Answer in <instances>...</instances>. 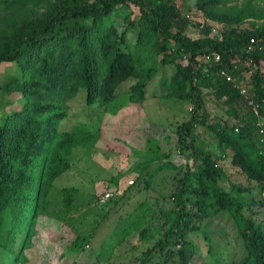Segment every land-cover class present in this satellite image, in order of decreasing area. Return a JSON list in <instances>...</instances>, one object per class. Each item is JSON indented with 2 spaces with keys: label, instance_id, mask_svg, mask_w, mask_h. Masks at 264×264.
I'll list each match as a JSON object with an SVG mask.
<instances>
[{
  "label": "trees",
  "instance_id": "1",
  "mask_svg": "<svg viewBox=\"0 0 264 264\" xmlns=\"http://www.w3.org/2000/svg\"><path fill=\"white\" fill-rule=\"evenodd\" d=\"M239 1L198 0L202 18L223 25V30L209 36L208 25L204 38L192 40L185 33L188 20L170 0H0V14L9 13L0 19V62L16 63L21 73L10 79L5 91L11 102L22 100L21 108L0 122V247L10 246L12 251L20 234L24 235L20 251L26 246L44 208L46 190L70 167L72 151L91 147L98 140L83 128L71 133L58 130L67 116V103L82 89L87 105L97 103L108 109L124 83L133 79L128 97L141 102L147 83L157 74L158 62L174 65L175 73L164 86L191 101L193 112L190 121L177 129L184 180L172 194L174 206L162 213L163 234L137 258V264H152L157 255L164 264H221L222 260V264H264V214L260 210L264 199H256L252 190L258 195L264 191V144L258 143L255 118L247 105V99L254 100L264 117V75L253 74L245 99L232 84L216 77L219 66L206 72L201 66H184L182 61L183 55L193 59L214 51L221 55V68L240 79L243 67L234 69L233 62L244 61L243 50L251 37L264 42V26L241 24L263 21L264 9L253 4L257 0L227 8ZM44 4L42 17L30 19L32 10ZM132 6L138 12L135 19ZM118 21L124 30L119 31ZM129 32L136 36L133 44L127 38ZM251 57L264 58V45ZM208 95L216 102L214 115L207 107ZM198 128L213 135L219 154L231 152V164L246 183H235L217 164L219 157L196 140ZM151 162L137 164L133 170L138 178L145 172L147 187L157 173L176 168L166 161L151 171ZM68 190H61L67 206L78 194ZM145 211V203L140 204L129 216L130 224L121 225L125 230H118V237L142 225ZM220 213L229 214L240 235L244 254L239 260L219 258L210 249L206 260L188 239L190 234L201 233L205 220ZM147 231L141 228V237Z\"/></svg>",
  "mask_w": 264,
  "mask_h": 264
},
{
  "label": "rangeland",
  "instance_id": "2",
  "mask_svg": "<svg viewBox=\"0 0 264 264\" xmlns=\"http://www.w3.org/2000/svg\"><path fill=\"white\" fill-rule=\"evenodd\" d=\"M54 1L48 0L49 3ZM170 1L182 14L202 18L196 7L198 0ZM242 1L227 8L240 7ZM253 4L264 9V0ZM45 9L46 4L36 7L29 18H41ZM132 13V19L138 17L134 6ZM15 14L17 11L12 13ZM0 15L2 19L9 13ZM118 22L119 31L124 30L125 25ZM252 24L254 28L263 27L264 20H247L241 25L249 27ZM185 33L193 34L188 28ZM127 38L133 44L136 36L129 32ZM155 64L157 74L147 83L141 102H133L128 97L130 86L135 82L133 79L124 83L123 90L108 109L97 103L87 105L82 89L67 103V116L59 122L58 130L71 133L83 128L97 135L98 140L91 147L81 146L72 151L70 167L46 190L44 208L26 246L20 251L24 236L20 234L12 251L10 246L0 247V264H137V258L163 234L162 213L174 206L172 194L184 180L181 169L184 153L177 147V129L190 121L193 103L183 100L176 90L165 88L164 82L175 73L174 65ZM20 76L16 63L0 62V122L22 106V100L11 102L5 91L10 79ZM206 98L208 110L214 115L216 102L213 96ZM194 137L205 150L219 157L217 164L232 176L235 183H246L245 176L231 164V152L221 155L216 151L210 132L198 128ZM146 161H152L148 167L151 171L166 161L175 164L176 168L157 173L147 187L145 172L139 178L133 172L137 164ZM62 189H73L78 193L69 206L64 201ZM252 190L256 199H264V191L258 195L257 190ZM142 203L146 205L143 224L138 223L136 229L125 237H118L117 231L125 230L121 225L125 223L127 227L130 224L132 216H129ZM260 210L264 214V207ZM141 228L148 229L142 237ZM204 236L208 237L210 245ZM188 239L206 260L209 259L206 252L209 249L215 256L228 257L229 261L239 260L244 254L240 235L227 213L205 220L201 233L190 234ZM156 262L164 264L159 255L152 264Z\"/></svg>",
  "mask_w": 264,
  "mask_h": 264
},
{
  "label": "built area",
  "instance_id": "3",
  "mask_svg": "<svg viewBox=\"0 0 264 264\" xmlns=\"http://www.w3.org/2000/svg\"><path fill=\"white\" fill-rule=\"evenodd\" d=\"M184 17L188 20L189 26L187 27L189 31L193 32V34H186V36L192 40H197L205 37V33H203L205 26L209 25V36H213L220 31L223 30V25H219L213 23L207 19L198 18L196 19L192 14H183ZM264 42L262 40L251 37L246 48L243 50V54L245 55V59L241 62L240 59H237L233 62L234 69L238 68L239 65L243 67V70L240 73L239 77L236 78L226 69L222 67V58L221 55L214 51H205L200 55L190 58L187 55L182 56V61L185 66H194L197 69L201 66L204 67V70L207 72L209 69H213L216 66L215 75L217 78L222 79L223 81L232 84L234 88H236L239 93L247 99L248 89L251 88V78L255 72L260 75H264V58L259 60H255L251 57L254 52H260L263 48ZM196 78H194L193 84L195 85ZM247 105L252 112L255 122L254 125L258 130L260 145L264 144V117L260 115L259 106L254 100L247 99ZM239 127L236 126L235 131L238 132Z\"/></svg>",
  "mask_w": 264,
  "mask_h": 264
}]
</instances>
